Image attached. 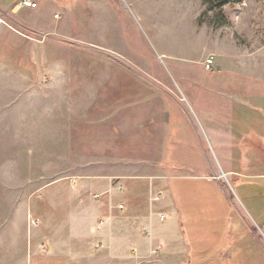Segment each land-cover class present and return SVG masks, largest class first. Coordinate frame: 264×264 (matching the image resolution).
I'll return each mask as SVG.
<instances>
[{
    "label": "rangeland",
    "instance_id": "rangeland-1",
    "mask_svg": "<svg viewBox=\"0 0 264 264\" xmlns=\"http://www.w3.org/2000/svg\"><path fill=\"white\" fill-rule=\"evenodd\" d=\"M17 2L20 7L21 0ZM35 2L34 11L0 9V24L9 27L12 37L55 45L57 66L68 71V91L72 89L73 103L80 106L74 116L91 126L86 134L90 139L83 141L86 149L76 140L80 147H74L72 158L75 167L84 164L82 169L89 170L67 168L58 175L145 182V188L136 190L141 196L150 192L151 207L162 202V185L173 178L169 187L182 227L179 249L170 248L167 260L166 246H156L149 253V259L157 258L155 264H238V259L264 264V236L255 223L259 218L241 187L233 186L237 176L221 177L224 170L264 173L260 158L254 157L259 151L245 156L252 141L234 135L224 141L233 153L225 161L223 149L205 130L210 124L228 121L225 127H230L231 120H239L263 140L264 0ZM208 60L213 61L210 70ZM57 78L65 88V75ZM48 82L46 75L43 83ZM249 161L258 166H249ZM49 164L66 167L65 156ZM196 177L223 185L216 190ZM14 191L19 192L0 188V211L9 217L3 223L16 233L21 219L17 205H10ZM152 193L161 196L153 205ZM31 220L29 227L36 228ZM3 237L0 264L21 258L20 247H6Z\"/></svg>",
    "mask_w": 264,
    "mask_h": 264
},
{
    "label": "crops",
    "instance_id": "crops-1",
    "mask_svg": "<svg viewBox=\"0 0 264 264\" xmlns=\"http://www.w3.org/2000/svg\"><path fill=\"white\" fill-rule=\"evenodd\" d=\"M17 1L0 0L1 11L35 10L21 9ZM50 44L45 40L12 37L9 27L0 24V188L19 190L9 200L10 205H17L18 219H21L15 233L9 223H3L9 217L5 218L0 211V226L5 227L0 228V235L7 236L3 237L7 238L3 243L6 247L18 245L17 257H21L17 260L12 257L4 264H155L157 258L149 259V251L156 246H166L168 256L163 258L168 260V250L179 249L176 242L182 232L181 217L174 208L169 187L173 178L169 177L162 185L166 189L162 202L151 207L148 205L150 192L144 191L141 196L136 190L145 188V182L142 185L135 179L122 181L97 174L58 175L67 168L89 170L82 169L84 164L75 167L72 158L77 154L74 147L79 146L76 140L82 141L81 147L86 149L83 141L90 139L86 134L90 133L91 126L74 116L75 108L80 106L73 103L74 93L67 88L68 71L57 66L56 47ZM46 75L48 84L43 83ZM60 75H65V88L63 80L57 78ZM242 123L231 120L230 127H225L228 121H224L223 126L210 124L205 130L223 149L225 161L233 153L224 141L234 140L236 135L252 141L246 146L249 152L245 151V156L259 151L254 157L260 158V164L249 161L248 165L264 166V136L261 140V135L245 130ZM59 155L65 156L66 167L49 164H58ZM43 171L47 173L45 177ZM223 174L237 176L232 180L233 186L241 187L247 205L257 214L259 222L248 211L247 216L255 221L264 236V185L260 184L264 182V173L248 176L224 170ZM195 180L213 183L216 190L221 184L213 178L196 177ZM122 185L123 191L118 190ZM148 186L150 189L153 183L149 182ZM120 205L124 206L123 211L117 209ZM151 212L155 215L150 216ZM159 214L167 219L161 220ZM31 219L39 221L40 226L30 228ZM100 221L105 224L98 230ZM175 226L180 228L177 233L173 231ZM238 261L244 264L247 260Z\"/></svg>",
    "mask_w": 264,
    "mask_h": 264
},
{
    "label": "built area",
    "instance_id": "built-area-1",
    "mask_svg": "<svg viewBox=\"0 0 264 264\" xmlns=\"http://www.w3.org/2000/svg\"><path fill=\"white\" fill-rule=\"evenodd\" d=\"M20 7H21V8H24V9H36V8H37V4H36L35 2H33V1H31V0H21V2H20ZM205 64H206V69H207V70H210V69L213 68V61H212V60H208V61H206ZM44 83H46V82L44 81ZM123 189H124V188H121V189H119V190L123 191ZM160 197H161L160 195H158V194H157V195H154V194L152 193V194L150 195V198H151V199H150V204L153 205L155 202H157V201L159 200ZM117 209H118L119 211H123L125 208H124L123 205H120V206L117 207ZM154 215H155V213H154V212H151L150 216H154ZM158 217H159L161 220L164 219L163 215H160V214H159ZM104 224H105L104 221H100L99 226H98V230L102 229V227H103ZM30 225H31L32 227H37V226H39V222L36 221V220H35V221H34V220H31V221H30ZM154 249H155V248H151L150 251H149V253L152 254L153 251H154ZM134 252H136V249L134 250Z\"/></svg>",
    "mask_w": 264,
    "mask_h": 264
},
{
    "label": "water",
    "instance_id": "water-1",
    "mask_svg": "<svg viewBox=\"0 0 264 264\" xmlns=\"http://www.w3.org/2000/svg\"><path fill=\"white\" fill-rule=\"evenodd\" d=\"M221 177L226 178V175H225V174H222ZM228 183H229V182H228ZM229 184H230V183H229Z\"/></svg>",
    "mask_w": 264,
    "mask_h": 264
},
{
    "label": "bare ground",
    "instance_id": "bare-ground-1",
    "mask_svg": "<svg viewBox=\"0 0 264 264\" xmlns=\"http://www.w3.org/2000/svg\"><path fill=\"white\" fill-rule=\"evenodd\" d=\"M219 179H221V178H219Z\"/></svg>",
    "mask_w": 264,
    "mask_h": 264
},
{
    "label": "trees",
    "instance_id": "trees-1",
    "mask_svg": "<svg viewBox=\"0 0 264 264\" xmlns=\"http://www.w3.org/2000/svg\"><path fill=\"white\" fill-rule=\"evenodd\" d=\"M234 185V184H233Z\"/></svg>",
    "mask_w": 264,
    "mask_h": 264
}]
</instances>
